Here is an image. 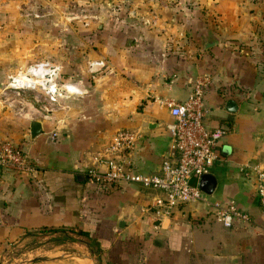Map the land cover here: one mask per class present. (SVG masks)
<instances>
[{"label":"crops","instance_id":"obj_1","mask_svg":"<svg viewBox=\"0 0 264 264\" xmlns=\"http://www.w3.org/2000/svg\"><path fill=\"white\" fill-rule=\"evenodd\" d=\"M111 2L116 15L97 25L87 52L49 63L61 88L53 111L39 104L20 116L0 110V141L16 144L36 165L32 178L0 171V259L41 230L65 229L87 232L100 257L68 232L72 241L23 253L18 264H264V219L254 181L242 173L264 170V0ZM13 60L0 62V81L20 73ZM198 77L210 79L207 126L226 130L207 199L233 203L249 223L226 228L199 204L165 215L155 207L163 199L158 191L104 190L86 176L105 171L106 150L123 130L139 137L129 153L134 172L153 175L162 161L176 163L172 118L161 102L185 101ZM32 121L41 125L34 139Z\"/></svg>","mask_w":264,"mask_h":264},{"label":"built area","instance_id":"obj_2","mask_svg":"<svg viewBox=\"0 0 264 264\" xmlns=\"http://www.w3.org/2000/svg\"><path fill=\"white\" fill-rule=\"evenodd\" d=\"M58 68L41 63L9 78L7 92L25 96L37 88L42 92V101L37 104L42 112L49 113L57 106L60 86ZM210 79L198 77L192 83L189 97L182 102L164 101L162 106L172 118L168 134L177 155L176 163L162 161L159 172L144 175L134 172L129 153L134 148L138 135L129 131L116 132L106 150L105 171L89 170L87 178L90 184L108 190L119 185H137L142 189L158 191L163 199L155 207L168 215L178 206L204 205L210 209L211 217L229 228L235 222L249 223V216L231 202L218 203L208 201L191 180L198 181L207 175L213 165L219 163V145L226 135L223 128H209L206 120L212 109L206 103L205 96ZM67 93L75 92L70 87ZM45 106V107H43ZM0 171L13 175L32 178L36 174L35 162L16 144L0 141ZM245 178L254 181L255 193L264 219V170L259 167H246L242 171ZM253 176V177H252Z\"/></svg>","mask_w":264,"mask_h":264},{"label":"rangeland","instance_id":"obj_3","mask_svg":"<svg viewBox=\"0 0 264 264\" xmlns=\"http://www.w3.org/2000/svg\"><path fill=\"white\" fill-rule=\"evenodd\" d=\"M111 1L115 0H0V62L14 59L17 73L41 63L70 62L69 53L87 52L86 41L96 34L97 25L108 15H116ZM8 78L1 77L0 110H10L18 116L34 112L37 100L43 99L42 92L34 88L25 96L11 94L6 90ZM62 236L37 233L22 246L13 247L12 253L4 255L0 262L18 264L27 257L23 258V253L52 250L64 243L59 242ZM71 238L84 241L82 237Z\"/></svg>","mask_w":264,"mask_h":264},{"label":"water","instance_id":"obj_4","mask_svg":"<svg viewBox=\"0 0 264 264\" xmlns=\"http://www.w3.org/2000/svg\"><path fill=\"white\" fill-rule=\"evenodd\" d=\"M228 112L235 113L237 106L234 102L228 101L227 108ZM30 138L34 139L41 134V125L37 121H32L29 124ZM216 187V179L210 174L202 175L198 181V189L205 195H211ZM98 263V261H97Z\"/></svg>","mask_w":264,"mask_h":264},{"label":"trees","instance_id":"obj_5","mask_svg":"<svg viewBox=\"0 0 264 264\" xmlns=\"http://www.w3.org/2000/svg\"><path fill=\"white\" fill-rule=\"evenodd\" d=\"M74 233L76 236L78 237H82L84 240H86L88 243V247H89V250L91 252V254L97 256V257H100V251H99V248L97 246V244L94 242V240L90 239L89 237V234L85 231H79V232H73V231H69V230H65V229H60V230H41L39 231L38 233H42V234H46V233H50V234H56V233H61L63 236H62V239L59 241L60 243L61 242H64V241H72L71 238H69L66 233ZM58 242V240H57Z\"/></svg>","mask_w":264,"mask_h":264}]
</instances>
